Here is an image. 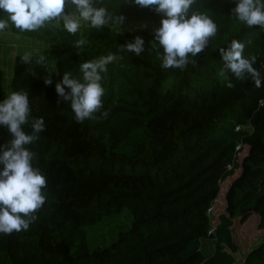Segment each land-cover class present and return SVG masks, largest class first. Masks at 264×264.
I'll use <instances>...</instances> for the list:
<instances>
[{"label": "trees", "instance_id": "16d2710c", "mask_svg": "<svg viewBox=\"0 0 264 264\" xmlns=\"http://www.w3.org/2000/svg\"><path fill=\"white\" fill-rule=\"evenodd\" d=\"M107 3L125 18L118 27L88 26L76 35L62 22L6 30L49 49L43 64L40 54L27 64L15 55L9 86L27 91L32 114L45 119L30 148L48 187L29 230L0 234V264H234V220L255 214L264 228V86L223 71L218 49L239 39L262 67L264 29L234 20V0H198L193 9L213 18L217 35L184 69H163L154 41L161 15L123 0ZM141 23L153 27L122 28ZM137 36L145 42L140 56L119 51ZM81 38L86 43L75 47ZM109 53L118 59L103 74L98 119L76 122L55 83L65 71L82 78L83 61ZM48 75L52 85L44 84ZM2 83L0 68V99L8 94ZM8 139L0 128V145ZM121 216L126 226L108 245L93 247L89 229ZM242 264H264V240Z\"/></svg>", "mask_w": 264, "mask_h": 264}, {"label": "clouds", "instance_id": "9594fccd", "mask_svg": "<svg viewBox=\"0 0 264 264\" xmlns=\"http://www.w3.org/2000/svg\"><path fill=\"white\" fill-rule=\"evenodd\" d=\"M123 3L151 8L161 15L154 41L163 50V69H184L190 63L189 56L203 53L219 31L210 15L193 9L198 0H123ZM230 12L234 20L249 29H264V0H234ZM124 19L109 7L107 0H0V32L10 27L21 32H36L53 22H62L63 30L76 35L84 25L94 29L110 24L118 27ZM85 43L86 39L81 38L75 42V47ZM119 51L140 56L145 51L144 39L137 36L126 41L119 45ZM244 52L245 43L236 38L219 48L223 71L231 72L237 80L251 79L257 88L264 86V66L255 67L257 57H246ZM117 59L116 54L109 53L85 60L79 66L82 78L65 71L55 83L58 97L70 103L76 122L98 119L95 114L101 112L105 94L103 74ZM21 62L30 63L31 53H25ZM46 62L45 55L40 54L37 64ZM44 84H53L51 75L44 78ZM227 87L234 85L229 81ZM32 112L27 91L12 90L0 99V128L6 129L10 136L0 145V234L4 235L29 230L47 201L48 178L37 166L36 154L30 148L46 130V122L43 116H34ZM107 115L106 111L102 113V116ZM26 127L30 130H25Z\"/></svg>", "mask_w": 264, "mask_h": 264}, {"label": "rangeland", "instance_id": "374dc122", "mask_svg": "<svg viewBox=\"0 0 264 264\" xmlns=\"http://www.w3.org/2000/svg\"><path fill=\"white\" fill-rule=\"evenodd\" d=\"M89 25L82 26V32L86 30ZM148 27L152 28V25H146L144 23L141 24H130L123 26V30L132 31L136 28ZM35 42L31 41V45L27 46V48H35V51H28V53H40L39 47L34 46ZM18 46L14 48L17 49ZM4 78H3V87L6 93L7 89V69L3 68ZM246 129H248L246 127ZM223 204L218 205L217 209L220 211L223 210ZM258 217L255 214H252L248 219L244 222H240V220H234L232 225V235L234 239V243L237 247L236 252L233 254L235 258L234 264H242L245 255L251 250L253 247L257 246L260 242L264 240V228H258ZM127 219L124 216L112 219L110 221L102 222L98 226L89 229V235L92 241L94 242L93 247H101L104 245H108L110 241L115 237L116 233L121 230L123 226H126Z\"/></svg>", "mask_w": 264, "mask_h": 264}, {"label": "crops", "instance_id": "0c3cea01", "mask_svg": "<svg viewBox=\"0 0 264 264\" xmlns=\"http://www.w3.org/2000/svg\"><path fill=\"white\" fill-rule=\"evenodd\" d=\"M31 41L35 42L34 46H38L40 53H31V54H47L49 49L48 46L43 43L41 40L24 38L20 35L13 34L8 31L0 32V68L3 71V68L7 69V89L10 92L9 86L11 82V78L13 75V66H14V57L16 54L24 55L28 53V51H35V48H27V46L31 45ZM18 46L17 49L14 47ZM4 78V71H3ZM4 88V87H3Z\"/></svg>", "mask_w": 264, "mask_h": 264}, {"label": "water", "instance_id": "95a60500", "mask_svg": "<svg viewBox=\"0 0 264 264\" xmlns=\"http://www.w3.org/2000/svg\"><path fill=\"white\" fill-rule=\"evenodd\" d=\"M16 55H18V54H16Z\"/></svg>", "mask_w": 264, "mask_h": 264}]
</instances>
